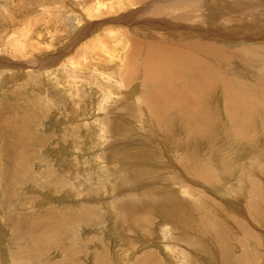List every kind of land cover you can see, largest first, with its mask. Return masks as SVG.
Masks as SVG:
<instances>
[{"label": "rangeland", "instance_id": "rangeland-1", "mask_svg": "<svg viewBox=\"0 0 264 264\" xmlns=\"http://www.w3.org/2000/svg\"><path fill=\"white\" fill-rule=\"evenodd\" d=\"M186 54L195 126L121 83ZM0 153V264H264V0H0Z\"/></svg>", "mask_w": 264, "mask_h": 264}, {"label": "bare ground", "instance_id": "bare-ground-1", "mask_svg": "<svg viewBox=\"0 0 264 264\" xmlns=\"http://www.w3.org/2000/svg\"><path fill=\"white\" fill-rule=\"evenodd\" d=\"M202 47H203L202 43L199 42L198 50L201 49ZM149 59L150 58L147 55H145L144 59L142 60V67L139 69V71H137L136 73H130L126 75L125 77H123V82L121 83H123V85H128V87H130V84L132 82L138 81L136 79L137 76H140L139 81L141 82V85L146 88L147 92L152 97H153V89L157 82H163L166 86L178 88L176 97L170 101L169 99L171 97L169 93L164 94L161 97H157L152 111L155 112L163 111L169 113L170 115L177 114L179 118H181L182 120H192L194 122L193 124L194 126L197 125L198 120H205L207 118V114H203L201 112L202 111L201 109L205 110V100H206V96L208 97L209 95L208 90L209 88H211V86L203 88L204 74L206 71V67L204 66L205 61H203L204 59L200 55L198 56L195 55V57H192L191 55L186 54L181 60L178 58L179 62H177L175 65L163 71H159L153 67H150ZM189 62H193L194 66L192 68L188 66ZM173 77L177 79L178 87H176L170 82V79ZM113 81L115 82V80ZM123 85H119V88H121L122 90L127 89L124 88ZM104 94L107 95V92L102 91V95ZM108 96L115 97L117 96V94L112 93L110 95L108 94ZM119 98L122 100L125 98L129 102V99L126 94H123ZM87 107L88 108L82 110L83 113L81 115L79 111L77 113L72 114L70 119L81 120L83 118H86L89 113V108L91 106L87 105ZM163 122H168V120L163 119ZM98 133H101V130L96 129L95 131H93V134L95 135H97ZM90 137L92 136H89V139ZM99 143L97 145H99ZM16 144L17 142H9L6 139L4 140L1 139L2 150L7 151L6 153L7 156L4 157V159H6L7 162L9 161L8 160L9 155L10 156L13 155L12 148ZM3 156L4 155H2L1 158H3ZM17 159H12V160H17ZM3 163L5 162L3 161ZM10 164L11 167L17 166L16 161L15 162L12 161V163L9 161V163L7 164L5 163L4 165L10 167ZM138 220L141 222L142 219L138 218ZM180 261L182 262V264H185L182 259Z\"/></svg>", "mask_w": 264, "mask_h": 264}]
</instances>
